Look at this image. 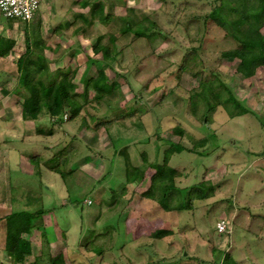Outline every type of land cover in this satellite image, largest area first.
I'll return each instance as SVG.
<instances>
[{
  "label": "rangeland",
  "instance_id": "374dc122",
  "mask_svg": "<svg viewBox=\"0 0 264 264\" xmlns=\"http://www.w3.org/2000/svg\"><path fill=\"white\" fill-rule=\"evenodd\" d=\"M83 1L45 0L36 14L39 18L50 13L52 18L45 23L35 17L31 25H14L1 17L4 28L20 33L17 45L22 51L19 48L14 54L24 53L26 32L32 39L39 37L49 70L73 75L80 103L86 80L95 79L100 71L107 84L117 85L102 99H96L89 87L78 116L82 118L62 127L67 131L81 124L82 128L84 119L93 133L84 136L80 145L70 146L64 139L49 153H40L41 161L48 164L45 168L58 169L63 180L46 171L40 182L19 173L11 162L9 174L5 170L0 178L2 186L9 182L11 186L0 190V203H5L0 218L21 213L20 200L37 208L45 197L52 200L50 207L59 205L60 190L65 194L66 186V206L50 214V225L58 224L72 248L81 238V250L88 247L97 257L109 253L105 261L109 264H226V255L228 264H264V65L253 59L245 75L238 68L239 60L222 57L238 44L231 35L233 21L224 28L207 22L214 0H94L104 4L95 17L91 15L93 1L87 7ZM106 15L107 21L99 20ZM124 18L131 19L134 28L150 30L143 37L122 33ZM58 21L69 25L59 34L52 33ZM260 33L264 35V19ZM100 48H107L109 54ZM9 76L1 86L6 90L14 85ZM132 93L139 95L125 105ZM230 94L239 107L226 101ZM1 97L0 160L24 153L36 158L37 150L23 151L27 139L21 145L19 138L27 127L39 126L35 136L47 135L48 120L44 117L40 123L24 126L17 119L19 114L6 113ZM209 104L218 105L208 111ZM242 109L249 112L239 116ZM114 117L117 123L110 129L104 120ZM202 139L205 142L199 145ZM171 143L186 149L169 156L168 166L178 172L176 187L190 189L206 182L213 188L208 198L193 199L190 210H175L183 198L177 192L166 210L158 204L157 187L153 198L144 197L142 190L151 187L148 179L162 165ZM39 146L34 148L39 150ZM63 148V154L51 158ZM120 149L128 153L129 165L138 168L146 181L126 188L134 172L125 171ZM5 164L0 163V170ZM95 172L101 175L99 179ZM49 185L54 189L51 194L44 192ZM221 219L229 224L224 234L216 230ZM35 220L40 223L41 215ZM47 229L49 233L53 228ZM96 260L95 264L101 262Z\"/></svg>",
  "mask_w": 264,
  "mask_h": 264
},
{
  "label": "trees",
  "instance_id": "16d2710c",
  "mask_svg": "<svg viewBox=\"0 0 264 264\" xmlns=\"http://www.w3.org/2000/svg\"><path fill=\"white\" fill-rule=\"evenodd\" d=\"M91 1L93 2L91 3ZM91 1L85 0L82 5L87 7L90 2L92 5L91 15L95 17L96 13H102L104 4L102 1ZM214 3L216 5L205 17L208 20L207 22H211L219 28H224L230 21H233L234 28L231 35L238 44V47L234 50L222 53V57L224 59L239 60L238 68L245 75H248L247 64L253 59L259 60L264 65V35L260 33L264 19V0H214ZM99 20L107 21L108 15L101 17ZM123 21L125 25L121 30L122 33L133 32L136 37H143L150 30L142 26L134 28L135 24L131 19L124 18ZM33 34H37V32H33ZM11 47L10 41L0 38V57L9 55ZM43 50L44 46L41 39L39 37L32 39L26 32L25 51L16 62V85L12 90L16 96V102L21 106L23 120H36L39 116L45 114L59 123V121H62L63 116L69 113L68 120L71 121L80 114L81 109L86 104L89 87L96 92V99H102L106 94L111 93L114 86L117 85L116 83L107 84V77L103 71H100L95 79L86 80L84 91L79 96L82 98L83 103H80L77 100L78 94L74 92L72 74L64 70L51 72L49 63L43 55ZM100 50L109 54L107 48H100ZM3 94L5 95L6 92H3ZM230 95L226 101H231L234 107H239V103ZM217 105L209 104L208 111H213ZM246 112L249 111L242 109L238 115H243ZM48 134H51V132L49 131ZM204 142L205 140L202 139L198 144L203 145ZM183 151H186L183 146L171 143L164 152L162 165L157 167L151 177V187L144 193V197L153 198V189L157 187L160 191L158 204L166 210H170L169 202L173 199V192H177L180 197H183L175 210L185 211L191 209L193 199L204 200L208 198L209 190L213 189L206 182H199L190 189L176 187L175 179L178 172L168 166V161L170 155ZM46 165L48 164L46 163ZM49 169H52V167H49ZM52 171L58 170L54 168ZM39 215H42V213L29 214L21 212L12 213L4 218L6 221L5 250L17 264L24 263L31 254L30 243L23 238V235L29 234L34 228H41L39 227L41 223L35 220V217H39ZM58 258L53 259L52 262L58 260ZM229 259L230 257L226 255L224 262L228 264Z\"/></svg>",
  "mask_w": 264,
  "mask_h": 264
},
{
  "label": "crops",
  "instance_id": "0c3cea01",
  "mask_svg": "<svg viewBox=\"0 0 264 264\" xmlns=\"http://www.w3.org/2000/svg\"><path fill=\"white\" fill-rule=\"evenodd\" d=\"M53 17H54V15H53ZM50 18H52V15L50 13L49 14L48 13L42 14V16L39 18L36 17L37 20L38 19H39V21L42 20V23H45L44 21H46V20L49 21ZM66 18L69 19L68 17H66ZM36 19L34 18V20H32L30 23H27V25H31L33 23V21H35ZM0 20H2L1 16H0ZM58 22H59L58 25L53 29L52 33H55V34L58 33L59 34L62 27H64V28L68 27V26H66V24H68L69 22L66 21L64 24H61L60 21H58ZM11 24H14V25L17 24L18 25V22L17 23L11 22ZM4 27H5L4 25L0 24V38H4L5 40H8L12 44L9 55H7L6 57H0V81H1L0 82V92L1 93L6 92L5 96L3 95V97H1V94H0V97L3 99L2 103H3L4 107L7 109L6 113L17 114V115L19 114V117H17V119L20 120V122H22L24 124V126L28 125V124L33 125V123L34 124L40 123V119L45 117L46 120H48V122H49V124L46 126V128H48V132L50 131L51 134H48V132H47V135H45L46 133L43 132V133H41V135L35 136V132L37 130H39V128H38L39 126H37V128H34V129L26 126L27 128H25L23 136H21V137L19 136L20 137L19 140H20L21 145H22L24 139L25 138L27 139V141L24 143V145H26V148L22 147V150L28 152V150L31 148L32 151L37 150L36 152H38L39 154L36 158H33L32 155L27 156L28 154L25 155V153H24V154H21L20 156H16V159L15 158L9 159L8 157L1 159L0 163L2 164L3 162H5L6 168L3 167L2 170H0V178L2 177L5 170H7L8 174H9V172H10L9 166L12 162L14 164V167L16 166L17 169H19V173H22V175H27V176H29V178H34V179L38 178V179H40V182H41L42 176L47 173L46 171H50V173L60 176V178L63 180L64 177H63V175H61V171H59L57 169L59 171V173H58V171H52L49 168H45L47 165H46V163H44L45 161H41L42 157L40 156V153H42V150H43V153H47V152L49 153L51 150H54V147H57L59 142L64 143V139H67L68 145H70L72 143L80 145L81 140L84 138V136L87 137L88 134H92L93 132L88 131L89 127H88L87 122L84 119H83L84 122H82V128L80 127L81 124H79L78 127H76L77 126L76 125L75 127H73V129H68L67 131L62 129V127L64 126L65 123H71V122L75 121L76 119L80 118L78 116L81 114H79L75 119H73L71 121L68 120V117H67V120H64L62 118V121H59V123L57 121H55L54 119L51 120V118H49L48 115H45V114L39 116L38 119H36V120H23L22 115H21V106L16 101H13V99H15L16 96H15L14 92L12 91L16 85V77H17V65L15 62H17L18 58L23 54V52H22V54L21 53L17 54V55L14 54V50H20L21 49L20 52L22 51V47L17 45L19 43L18 36H20V33L16 32V31H10ZM28 35H30L29 32H28ZM23 51H25V44L23 45ZM56 51H57V48H55L54 52H56ZM12 55H16L15 58H11ZM57 62H60V61H57ZM58 65H59V63H54V66H58ZM8 68H9V70H7ZM9 75H11V76H9ZM8 76H9V78L11 77L14 79L13 80L14 85H13L11 90L10 89L6 90L5 88L1 87L2 84L8 80ZM136 95H139V94L132 93L131 98L126 101L125 105L129 104L130 100L136 98L137 97ZM11 103H12V106H11ZM7 105H9V107ZM106 106L109 109L111 108L108 104ZM102 120H104V119H102ZM102 120H100L98 122H101ZM112 120L113 121H111L110 119L104 120V121H108V122L110 121L109 123L105 122L106 126L109 127L110 129H112V127L116 126L115 123H117V119L115 117ZM67 125L68 124H66L65 126H67ZM55 128H58V129L56 130ZM76 130H78L77 134H76ZM58 139H59V141L57 142V144H54L55 141ZM91 139L92 140L89 139V141L91 143H92V141L93 142L95 141L93 138H91ZM110 142H111V140H110ZM73 144L70 146H73ZM38 145H40L39 150L37 148H34L35 146H38ZM111 145H112V147H114L112 142H111ZM97 147L99 148L100 146L97 144ZM105 147H106L105 150L109 149L108 146H105ZM65 150H66V148H63L62 151L60 150L58 152H54V154L51 156V158L55 157V156H60L61 154H63L62 152H64ZM90 151H92L91 148H90ZM118 153L120 154L121 158L125 156V161H124L126 163L125 171L128 172L129 169H133L132 172L135 173V174L131 173V175L129 174V177L127 179L128 183L126 185V188L131 187L133 185H136L137 183H141L142 181H146V178H144V176L142 175V173L139 171L138 168H136V167L134 168L133 166L129 165V163L127 161V159H129L128 153H126L124 149H122V150L120 149V151ZM116 155H117V152L115 151L114 156H113L114 159L116 158ZM144 157L145 156L143 155V158ZM51 158L49 157L47 159V161L51 162L50 161ZM143 162H146L145 159ZM136 170H137V173H136ZM40 171H43V173L41 174ZM95 173H96V176H94V177L96 179H99L101 177V175L98 174L97 172H95ZM153 174H154V172L150 175V177L148 179L149 181L151 180V177ZM102 178H103V176H102ZM0 186L2 187V188H0V190L1 189L3 190V188H7V189L11 188L10 182H9V184L3 183V186H2V184H0ZM19 186H20V184H18V187ZM39 188H40V186H39ZM53 190L54 189L52 188V185H49L48 187H46V191H44V192H46L47 194H51V192ZM142 190H144V193H145L148 189L146 190L145 188H143ZM66 191H67L66 186H65V194H63L62 190H60V195L58 198L61 200V202L59 205H54V207L53 206L50 207V205L52 203L51 199L45 198L42 196H41L42 200L40 201V204L37 208L34 207L35 205L33 203H29V202L23 203V205H22V200H20L22 206L17 205V207L21 208L19 210H22V211H19V212L31 213V214H35L38 212L42 213V215H41L42 221L40 222L41 228H34L31 230V232L29 234L23 235V238L30 243L31 254L27 257V259L22 264H95L93 262L95 258H97V260L101 261L99 264H109V263L105 262L107 259V255H109V253L106 252L107 254L104 253L102 256L97 257V256H95L96 253L93 254L92 251L87 250V249H89L88 247H85L86 248L85 251L81 250L80 244L78 243L81 240V238H80L81 236H79V235H78V238H80L79 241H77V243L74 244V248H72L73 243H72V245H70L66 234H63V231L59 230L58 224H56V226H54L52 224L50 225V220H49L50 214H53L54 211L57 212L59 210V207L61 209L62 207L66 206L65 205V203H66V200H65ZM6 192H8V191H6ZM131 192H133V191H131ZM84 202L86 203V201H84ZM4 204L5 203H0V209H3L2 207L4 206ZM88 204H90V203H88ZM9 208H11V201H10ZM10 214H12V213H7L6 215H4L3 217L0 218V229H1L0 233L1 234L3 233V235L0 236V240L2 241L0 243V264H17L14 261L13 257L10 256L5 250L6 221L4 220V218ZM53 217H54V215H53ZM49 227H51L53 229L51 232L48 233L47 228H49ZM4 235H5V237H4ZM35 244L36 245L38 244V246L36 247ZM77 245H78L77 250H74V249H76ZM73 251H75V252H73ZM57 257H59L58 260L52 262V260L57 258ZM129 259H130V256L127 254V260H129ZM97 260H96V262L98 263Z\"/></svg>",
  "mask_w": 264,
  "mask_h": 264
},
{
  "label": "built area",
  "instance_id": "2783aa9c",
  "mask_svg": "<svg viewBox=\"0 0 264 264\" xmlns=\"http://www.w3.org/2000/svg\"><path fill=\"white\" fill-rule=\"evenodd\" d=\"M44 1L45 0H0V16L5 20L16 23H30L36 17ZM63 119L67 120V115H64ZM228 229L229 224L224 219H221L216 225L218 234H224Z\"/></svg>",
  "mask_w": 264,
  "mask_h": 264
}]
</instances>
